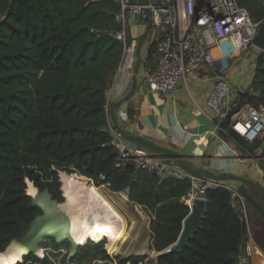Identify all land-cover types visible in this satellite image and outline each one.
<instances>
[{
	"label": "trees",
	"instance_id": "1",
	"mask_svg": "<svg viewBox=\"0 0 264 264\" xmlns=\"http://www.w3.org/2000/svg\"><path fill=\"white\" fill-rule=\"evenodd\" d=\"M235 1L253 20L264 22V0ZM117 13L106 0H0V255L20 232L18 219L30 222L41 215L31 206L27 184L63 203L60 174L63 185L64 178L82 177L101 193L127 191L128 201L152 218L156 252L180 235L189 214L182 199L190 180L160 179L134 164L119 167L106 130L105 92L123 56L115 39L122 31ZM252 90L254 95H241L234 110L264 106V52L256 58ZM228 134L246 142L231 130ZM257 147L258 142L251 144L250 153ZM237 194L264 214L254 203L264 201L256 189ZM205 199L200 229L180 253L160 257L158 264H239L247 226L237 198L221 187L207 191ZM34 252L43 257L47 250ZM19 260L15 264H46L32 253Z\"/></svg>",
	"mask_w": 264,
	"mask_h": 264
},
{
	"label": "built area",
	"instance_id": "2",
	"mask_svg": "<svg viewBox=\"0 0 264 264\" xmlns=\"http://www.w3.org/2000/svg\"><path fill=\"white\" fill-rule=\"evenodd\" d=\"M118 8L120 15H133L148 21L157 33L155 65L145 76L150 91L165 98H173L178 82L186 77L199 82L212 81L206 105L213 113L219 132L231 130L248 144L258 142L254 151L257 160L264 162V106L243 105L230 108L231 88L227 68L232 59L253 46L263 21H255L235 0H106ZM123 46L118 66L129 72L135 63L136 42H128L123 31L115 33ZM218 63L217 69L214 65ZM226 123V126H225ZM111 146L117 165L134 164L138 169L162 179L172 171L170 162L159 155H151L143 147L130 146L117 131L112 130ZM181 178L190 180L191 189L182 201L190 208L195 199H205L207 191L224 187L218 182L182 171ZM264 190V183L262 186ZM244 208L243 199L233 193Z\"/></svg>",
	"mask_w": 264,
	"mask_h": 264
},
{
	"label": "crops",
	"instance_id": "3",
	"mask_svg": "<svg viewBox=\"0 0 264 264\" xmlns=\"http://www.w3.org/2000/svg\"><path fill=\"white\" fill-rule=\"evenodd\" d=\"M116 21L121 25L126 39L129 42L135 41L137 48L132 69L129 72L117 69L105 92L106 130L109 133L115 130L110 118V108L116 105V124L129 136L169 151L199 172L244 178L262 188L264 162L257 160L254 152L250 153L251 145L231 138L229 129L219 132L216 128L214 115L206 105L212 81L202 83L189 77L183 78L178 82L173 98H165L150 91L145 83V76L155 65L157 33L150 27L144 39L147 21L133 15L117 13ZM260 52L252 47L230 61L226 71L231 88L230 104L235 98L239 102L246 88L252 86L256 58ZM217 67L218 63L214 65L215 69ZM250 94L254 95L253 90ZM125 141L132 147H142ZM146 150L151 155H159ZM168 161L172 165V171L166 178H181L179 175L185 170L177 163ZM224 187L233 193H250L254 189L238 182H227ZM239 206V202H236L238 209ZM245 220L247 237L241 249L239 264H264V243L257 238L261 228L257 225L258 218L254 211L250 209Z\"/></svg>",
	"mask_w": 264,
	"mask_h": 264
},
{
	"label": "rangeland",
	"instance_id": "4",
	"mask_svg": "<svg viewBox=\"0 0 264 264\" xmlns=\"http://www.w3.org/2000/svg\"><path fill=\"white\" fill-rule=\"evenodd\" d=\"M61 175L62 174H60V182H62ZM68 180H70L71 183H73L74 185L82 183L83 187L89 191H83V193H86L91 197L98 196L101 193L98 188H95L93 185L91 186L89 181L85 180V178H78L77 181H74L72 179ZM68 180L65 181L64 185L63 183H61L60 190H63V192H61L62 198L66 196L65 198H63V201L68 200L69 202H71L67 194ZM77 187L83 189L81 185H78ZM102 187L107 189L106 186ZM103 194L104 191L100 194L98 198H89L88 203L91 204L97 200L98 206L101 207L105 202H107V200L114 201L115 199L116 202L120 204L122 209L128 214V216L133 221V223L130 225L131 231L129 230L128 236L126 238L127 240H125V242L121 245L120 250H118L117 248L119 240L111 231L110 233H107L109 235H101L98 241L96 242L94 240L88 239L84 244L76 245H74L71 240L70 242L65 240L60 244H56L52 241L49 236H46L44 237L42 243L39 246L46 248L47 252H45V255L43 257H39L36 253H33V255L36 258L43 260L46 264H158L157 259L155 257L157 252L152 247V235L150 231V222L152 220L151 216L145 210H143V208L129 202L127 199L126 191L119 193H107L108 199H103ZM124 197L125 200H123ZM116 202L114 201V203ZM237 202L239 201L237 200ZM254 203L258 205L260 210L263 209L264 211V201L262 199H255ZM239 204V209L241 211H244V208L241 207L240 202ZM250 209L254 211L255 215L257 216V225L261 228L258 231L257 238L262 240V242L264 243V214H262L260 211L256 212L254 206L249 203L247 204V206H245V216L247 213H249ZM10 248L11 246L6 250V252H4L0 256H4L10 250ZM23 257L22 259L19 258L21 260L20 263L23 262ZM106 257L108 259H106ZM19 259L13 258L12 262H7L2 261L0 257V263L14 264L15 261Z\"/></svg>",
	"mask_w": 264,
	"mask_h": 264
},
{
	"label": "water",
	"instance_id": "5",
	"mask_svg": "<svg viewBox=\"0 0 264 264\" xmlns=\"http://www.w3.org/2000/svg\"><path fill=\"white\" fill-rule=\"evenodd\" d=\"M147 17H148L147 32H146L144 39L146 38L148 31L150 29L149 15H147ZM100 35H103V34L101 33ZM253 46L259 51L264 52V22L261 24L258 30V34L253 41ZM251 91H252V86L249 85L246 88V90L243 92V95H249ZM237 104H238V98H235L231 102L230 108H234L235 106H237ZM115 108H116V105L111 106L110 118L113 122L114 129L117 131L118 134L122 136L123 139L128 140L132 143L138 144L145 149L158 153L160 156L177 163L186 172H189L197 177L209 179V180H212L218 183L238 182L242 184H247V185L252 186L254 189H256L264 197V190L261 187H259L257 184L247 179L233 177V176H213V175L199 172L193 169L192 167H190L189 165H187L186 162L182 158L170 153L169 151L163 148L154 146L141 139L133 138L129 136L128 134H126L125 132H123L122 130L118 128V125L116 124L115 116H114ZM89 183L91 184V186L94 185L92 180L90 179H89ZM30 188L33 189L34 192H36V194L45 196L47 200L45 205L36 201L34 193L32 194L29 192ZM61 192H63V190H61ZM27 196H29L32 200L31 206L38 207L41 210V215L35 217L30 222H25L21 219H18L16 223L20 229V232L15 238L11 240L10 245L7 247V249L13 245L14 241H26V240L29 242H32L35 247H39L44 237L46 236L52 237L56 244H60L61 242L65 240L70 242L71 232H72V228H73L75 220L70 210L67 207L68 200L64 201L63 203L53 200L48 190H44L40 192L37 188L33 186L32 183H28ZM192 207H193V210H192ZM192 207L189 208V214L182 223V229L176 241L177 243L180 239H182L185 230H187V236L184 238L183 243L180 244V246H176V243H175L171 245L170 247H168L167 249L161 252H157L155 256L156 259L173 254V253H180L183 250V248L188 244L189 240L192 239V237L197 232V230L200 229L201 222L206 212V200L195 199L193 201ZM193 217L194 219L191 220V218ZM189 220L192 221V224L189 229H186V226L189 223ZM6 250L4 252H6ZM27 253L33 254L35 252L34 250L31 249ZM27 253L23 254L22 257L26 255Z\"/></svg>",
	"mask_w": 264,
	"mask_h": 264
},
{
	"label": "bare ground",
	"instance_id": "6",
	"mask_svg": "<svg viewBox=\"0 0 264 264\" xmlns=\"http://www.w3.org/2000/svg\"><path fill=\"white\" fill-rule=\"evenodd\" d=\"M66 180L68 179L64 178L63 182L65 183ZM67 184H68L67 187L68 189L66 188L67 194L71 201V202L69 201L67 202L68 203L67 207L70 210L75 220L70 238L73 244L75 245L76 243L82 242L87 238L97 241L98 238L101 235H103L100 233H104L105 231H106L105 233H110L112 231L115 237H117V239L119 240V244L117 248L118 250H120L121 245L125 242V240H127L126 238L128 236L129 230L131 229L130 225L133 223L132 219L122 209L120 204L117 203L115 199L114 201L116 203H114V201L112 200L111 201L107 200V202H105L101 207L98 206L97 200L94 201V203L89 204L88 203L89 196L88 194L83 193V189H80V187L73 185V183H71L70 180L67 181ZM29 192L32 194L34 193L37 202L43 205L46 204L47 200L44 195L36 194V192H34V190L31 188ZM107 197H108L107 193H104L102 198L105 199ZM123 200H125V197ZM192 204L193 202H190V207H192ZM192 219H194V217L191 218V220ZM191 220H189L186 229L190 228L192 224ZM186 236H187V230H185L182 239H180L176 243V246H180V244L183 243L184 238ZM31 249L34 251H36L37 249V247H35L32 242H29L27 240L14 241L10 250L4 256H0V257L11 258L14 256V258L21 259L22 255L27 253Z\"/></svg>",
	"mask_w": 264,
	"mask_h": 264
},
{
	"label": "flooded vegetation",
	"instance_id": "7",
	"mask_svg": "<svg viewBox=\"0 0 264 264\" xmlns=\"http://www.w3.org/2000/svg\"><path fill=\"white\" fill-rule=\"evenodd\" d=\"M51 239H52V241L54 242V240H53V238L52 237H50ZM114 241H115V238H114ZM55 243V242H54Z\"/></svg>",
	"mask_w": 264,
	"mask_h": 264
}]
</instances>
